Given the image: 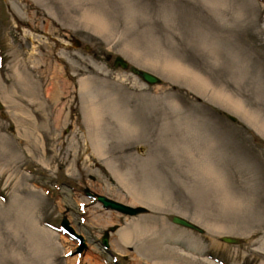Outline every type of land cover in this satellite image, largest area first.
<instances>
[{
    "label": "rangeland",
    "instance_id": "rangeland-1",
    "mask_svg": "<svg viewBox=\"0 0 264 264\" xmlns=\"http://www.w3.org/2000/svg\"><path fill=\"white\" fill-rule=\"evenodd\" d=\"M263 28L264 0H0V264H264ZM37 55L52 83L18 82Z\"/></svg>",
    "mask_w": 264,
    "mask_h": 264
},
{
    "label": "water",
    "instance_id": "water-1",
    "mask_svg": "<svg viewBox=\"0 0 264 264\" xmlns=\"http://www.w3.org/2000/svg\"><path fill=\"white\" fill-rule=\"evenodd\" d=\"M74 46L77 47L78 44L76 42V40H74ZM84 50H88L87 46H83ZM111 65L114 68H119L121 70L127 71L128 73H130L131 75H133L134 77H136L137 79H139L140 81L148 84V85H157L161 83V80L159 77H157L156 75L145 71L143 69L137 68L136 66L130 65L124 58H122L121 56H113L112 60H111ZM1 108V105H0ZM226 118H228L230 121H235V118L230 116V115H225ZM83 193L84 195H86L88 198L90 199H95V201L97 203L100 204V206L105 209V210H113L116 211L120 214L126 215V216H135V215H139L142 213H145L147 210L142 207V206H137V207H132L129 206L127 204H123L120 203L118 201L112 200L106 196L103 195H99V194H95V193H91L88 189H83ZM170 221L175 224L178 225L180 227H183L185 229L188 230H193L199 234L203 233V230L197 226L196 224H194L193 222L173 215L170 218ZM60 229L61 231L63 230L66 235L75 240L77 243H79L77 245V247L75 248V252L74 253H81L80 249H85V243H84V239L81 235L77 234L65 221V219L62 218L61 222H60ZM117 229L116 225L110 226L108 228H106V230H104L100 236V244L103 248H108V234L110 232H113ZM220 241L226 244H233V245H237L241 243V240L238 238H234V237H230V236H221Z\"/></svg>",
    "mask_w": 264,
    "mask_h": 264
},
{
    "label": "bare ground",
    "instance_id": "bare-ground-1",
    "mask_svg": "<svg viewBox=\"0 0 264 264\" xmlns=\"http://www.w3.org/2000/svg\"><path fill=\"white\" fill-rule=\"evenodd\" d=\"M264 29V28H263ZM30 59H33V61L31 60V61H29V63H27V62H22L21 64H22V69H21V73L18 71V72H16V76H17V80H18V82H24V80L27 78V77H29V76H34V74H37L38 75V77H37V79L38 80H40V79H44V80H47V82H49L50 84L52 83V80H51V77H47V72L48 71H50V68H52L51 66H50V64L46 61L47 59H46V56H44V55H42V56H30L29 57ZM30 62L33 64V67L32 68H28V64H30ZM24 65V66H23ZM20 67V66H19ZM51 70H53V69H51ZM23 74H24V76H23ZM26 75V76H25ZM53 75V74H52ZM205 86H207V87H209L208 85H205ZM212 90H214L213 88H212ZM219 90V89H218ZM215 91V90H214ZM225 91V90H224ZM224 91H223V93H222V91L220 92V91H218V93L220 92L221 93V96H222V98L223 99H226V98H229V96L228 95H225V94H227V93H224ZM13 92V91H12ZM216 92H217V90H216ZM215 93V92H214ZM216 95H219V94H217L216 93ZM11 96H13L14 98H15V96H14V94L12 93V95ZM228 96V97H227ZM231 98V97H230ZM233 99L235 100V98L233 97ZM230 100V99H229ZM231 101H232V103H233V100L231 99ZM4 102H5V104H7L8 105V107L9 108H11V114H12V117L15 119V121L17 122V123H19L20 125H26V126H30V127H35L34 126V122L31 120V119H29L27 116H25L23 119H21V114H25V113H23V107H21L20 105H18L15 101H14V99H12V98H10V100H8V98L6 97V98H4ZM235 103H238L237 101H235L233 104H235ZM241 104V103H240ZM237 105V104H236ZM242 105V104H241ZM235 105H233V107H234ZM244 107V106H243ZM238 108V105L237 106H235V109H237ZM239 109V108H238ZM12 110H15L16 112H19L18 113V115H16V113H13L12 112ZM242 111H244V109H242ZM239 112H241V111H239ZM95 118V117H94ZM97 118V117H96ZM100 205V204H99ZM136 216V215H135ZM62 232H63V234H66L63 230H62ZM67 236V235H66ZM68 237V236H67ZM76 242V241H75ZM77 243V242H76ZM79 243H77V245H78Z\"/></svg>",
    "mask_w": 264,
    "mask_h": 264
}]
</instances>
